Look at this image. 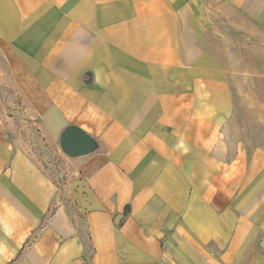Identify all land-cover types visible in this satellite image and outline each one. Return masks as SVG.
<instances>
[{
	"label": "crops",
	"instance_id": "crops-1",
	"mask_svg": "<svg viewBox=\"0 0 264 264\" xmlns=\"http://www.w3.org/2000/svg\"><path fill=\"white\" fill-rule=\"evenodd\" d=\"M210 3L260 49L264 0H0V99L102 146L62 154L65 199L0 111V264H264V147L234 124L249 73Z\"/></svg>",
	"mask_w": 264,
	"mask_h": 264
},
{
	"label": "rangeland",
	"instance_id": "rangeland-1",
	"mask_svg": "<svg viewBox=\"0 0 264 264\" xmlns=\"http://www.w3.org/2000/svg\"><path fill=\"white\" fill-rule=\"evenodd\" d=\"M207 5L211 10H215L213 21L219 33L216 34V37L222 43L226 41V45L236 49L235 52H231L237 55V58L233 59L235 67L238 69L240 66L239 69L249 73L246 80L243 75H238L234 82V87L238 93L237 113H239L234 124L247 127L246 130L249 136L255 138L258 135L259 139L262 140L261 145L264 147V111L256 109L264 102V44L258 45L260 49L256 50L255 40L248 39L247 42L245 36L240 32V22L237 15L224 8V4L216 3L214 6L210 3ZM220 9L227 10L226 18L223 17V13L219 12ZM239 46L241 50L237 49ZM219 53L223 54L224 52L220 50ZM262 58L263 60H261ZM256 62H258V66H255ZM1 88L6 89L0 84ZM8 94H10V91ZM20 105V100L12 96L0 99V111L3 112L6 109L8 120L14 126L17 124L26 126V135L29 137V145L32 146L33 153L55 182L62 197L68 199V189L70 187L74 188L77 182V174L75 173L77 166L74 163L65 161L59 150L58 140L55 142L43 135L37 126L33 124L30 115H21V110L17 109V106ZM260 112L263 113L260 114ZM243 131L242 133H244Z\"/></svg>",
	"mask_w": 264,
	"mask_h": 264
},
{
	"label": "water",
	"instance_id": "water-1",
	"mask_svg": "<svg viewBox=\"0 0 264 264\" xmlns=\"http://www.w3.org/2000/svg\"><path fill=\"white\" fill-rule=\"evenodd\" d=\"M61 153L69 158H79L102 150L101 144L89 133L77 125L63 127L58 137Z\"/></svg>",
	"mask_w": 264,
	"mask_h": 264
}]
</instances>
